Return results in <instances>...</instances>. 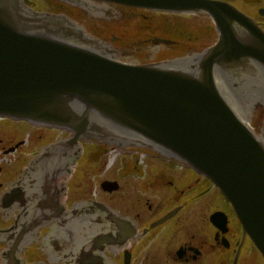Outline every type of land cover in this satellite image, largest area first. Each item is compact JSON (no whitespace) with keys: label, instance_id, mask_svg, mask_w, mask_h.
<instances>
[{"label":"flooded vegetation","instance_id":"1","mask_svg":"<svg viewBox=\"0 0 264 264\" xmlns=\"http://www.w3.org/2000/svg\"><path fill=\"white\" fill-rule=\"evenodd\" d=\"M22 1L76 22L127 65L194 58L220 41L214 19L195 10ZM181 1L225 5L264 32V0ZM220 85L239 114L264 112L253 81ZM72 136L0 117V264H264L208 177L143 147L79 140L78 157L72 143L53 152Z\"/></svg>","mask_w":264,"mask_h":264},{"label":"water","instance_id":"2","mask_svg":"<svg viewBox=\"0 0 264 264\" xmlns=\"http://www.w3.org/2000/svg\"><path fill=\"white\" fill-rule=\"evenodd\" d=\"M108 1L199 11L214 19L220 41L194 58L127 65L76 22L0 0V117L73 135L53 152L72 143L78 157L79 140L97 141L188 165L221 190L264 257V112H244V121L220 85L253 81L264 96V32L225 5Z\"/></svg>","mask_w":264,"mask_h":264}]
</instances>
